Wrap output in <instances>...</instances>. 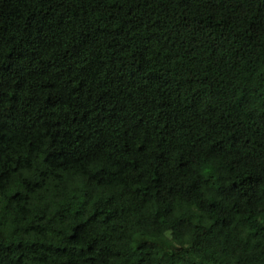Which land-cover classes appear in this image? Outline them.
<instances>
[{"label":"trees","instance_id":"trees-1","mask_svg":"<svg viewBox=\"0 0 264 264\" xmlns=\"http://www.w3.org/2000/svg\"><path fill=\"white\" fill-rule=\"evenodd\" d=\"M0 264H264V0H0Z\"/></svg>","mask_w":264,"mask_h":264}]
</instances>
